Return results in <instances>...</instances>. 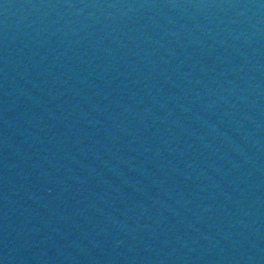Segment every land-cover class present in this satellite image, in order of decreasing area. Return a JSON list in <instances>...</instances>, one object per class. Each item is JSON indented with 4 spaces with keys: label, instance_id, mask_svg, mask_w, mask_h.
<instances>
[{
    "label": "water",
    "instance_id": "obj_1",
    "mask_svg": "<svg viewBox=\"0 0 264 264\" xmlns=\"http://www.w3.org/2000/svg\"><path fill=\"white\" fill-rule=\"evenodd\" d=\"M0 264H264V0H0Z\"/></svg>",
    "mask_w": 264,
    "mask_h": 264
}]
</instances>
